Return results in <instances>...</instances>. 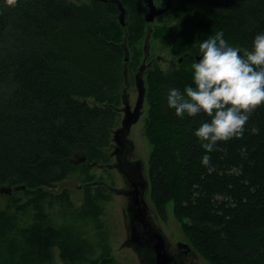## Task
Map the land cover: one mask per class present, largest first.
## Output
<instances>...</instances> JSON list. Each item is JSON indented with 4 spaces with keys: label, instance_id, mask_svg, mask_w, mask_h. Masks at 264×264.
<instances>
[{
    "label": "trees",
    "instance_id": "16d2710c",
    "mask_svg": "<svg viewBox=\"0 0 264 264\" xmlns=\"http://www.w3.org/2000/svg\"><path fill=\"white\" fill-rule=\"evenodd\" d=\"M120 2L124 26L114 3L17 0L7 7L0 0V187L24 186L19 192L26 200L16 209L36 210L23 228L9 212L13 204L0 210V264L50 262L53 246L65 263L83 261L88 252L69 231L47 222L40 203L47 188L80 165L71 163L77 154L101 159L108 143L115 112L88 99L119 100L126 71L123 39H137L144 24L141 0ZM175 16L176 24L153 32L183 60L169 75L149 73L150 202L162 218L173 204L194 251L208 263L264 264V105L251 114L242 138L221 142L211 153L193 134L209 118H180L166 106L171 88L191 86L202 40L222 32L241 53L251 48L264 33V0H180ZM205 154L211 158L207 166ZM12 231L21 242L8 238Z\"/></svg>",
    "mask_w": 264,
    "mask_h": 264
},
{
    "label": "rangeland",
    "instance_id": "374dc122",
    "mask_svg": "<svg viewBox=\"0 0 264 264\" xmlns=\"http://www.w3.org/2000/svg\"><path fill=\"white\" fill-rule=\"evenodd\" d=\"M67 1L77 4L90 3V0ZM179 1L171 0L170 13L158 16L149 23L144 21L142 34L137 39L133 38L132 35L130 40L124 37L123 43L128 51V60L124 62L126 78L123 79L120 87L119 100L107 104L106 102L97 103L92 99H88L90 105H93L92 102H94V105L108 106L115 112L114 122L109 129L108 143L101 147V150L110 151L112 143H115L113 132L118 127H121L123 114L125 115L124 109L126 106L123 104L122 96L126 95L130 112L131 110L133 111L137 100V90L134 83L135 75L137 68L143 61L144 42L146 34L149 32L150 46L145 63L147 64L151 60L153 64L143 74L145 86L144 102L142 103L141 114L138 120L131 125L128 136L134 145L133 158L139 159L142 163V172L146 178L148 189L149 157L153 150V145L146 133L147 124L151 119L149 104L151 76H149V73L150 71L151 73L158 71L162 75H169L172 72L180 70L178 59L182 58L183 60L182 55L174 54L171 48L163 46L153 36V32L161 27H171L178 22L175 13ZM141 2L144 4L143 0ZM164 2L165 0H153L156 8L163 7ZM144 9L143 17L148 12L146 6ZM125 20L127 22L126 17ZM131 32L137 33V31ZM196 55L200 56L199 51ZM126 83L129 86L124 92ZM110 153L102 152V158L99 160V163H106L107 156ZM107 162L113 164L114 158H109ZM91 163L92 161L86 160L83 164L81 163L76 167L75 170L69 171L61 182H56L52 185L53 187L47 188L50 193L40 203L41 208L47 215V222L51 223L54 227L69 231L87 247L88 252L85 254L83 261L65 263L60 259L59 248L53 246L52 259L50 262L44 264H145L140 251L133 247L132 244H127L129 237L128 214L126 211L128 199L127 196L120 193L121 189H127L125 180L116 169L107 168L108 166H104L102 169L95 167V164L91 166ZM63 182H66L67 185H62ZM74 185H81L82 187L77 189L73 187ZM148 189L146 190V202L153 222L164 237L168 249L173 252L176 249L177 243L188 244L191 251L184 259V264H210L194 251L193 245L187 239L182 229V223L178 222L174 216L173 204L168 203L166 205L165 218L160 217L150 202ZM17 192L14 198L8 199L9 196H0V210H5L9 205L13 204V206H10L9 212L14 214L17 227L23 228L34 221L36 210L30 205L24 210L18 211L16 206L23 204L26 198L21 191ZM14 199H19V201L15 202ZM17 232H9L8 238L13 237L21 242V238Z\"/></svg>",
    "mask_w": 264,
    "mask_h": 264
},
{
    "label": "clouds",
    "instance_id": "9594fccd",
    "mask_svg": "<svg viewBox=\"0 0 264 264\" xmlns=\"http://www.w3.org/2000/svg\"><path fill=\"white\" fill-rule=\"evenodd\" d=\"M4 4L15 7L17 0H4ZM223 35L218 32L199 43L200 58L191 65V86L183 91L171 88L166 94V106L177 117L209 118L193 133L205 153L217 151L221 142L242 138L251 114L264 105V33L257 34L243 53ZM210 162L205 154L202 164Z\"/></svg>",
    "mask_w": 264,
    "mask_h": 264
},
{
    "label": "water",
    "instance_id": "95a60500",
    "mask_svg": "<svg viewBox=\"0 0 264 264\" xmlns=\"http://www.w3.org/2000/svg\"><path fill=\"white\" fill-rule=\"evenodd\" d=\"M99 2H111L116 4L118 9L117 20L119 21L121 26L125 24V8L123 7L122 3L119 0H94ZM148 12L145 16L146 22H152L158 15L166 13L171 6V0H166L165 7L162 9L156 8L153 3V0H144ZM150 37V33H147L146 36V44H148V40ZM145 51L147 45L144 46ZM126 56V57H125ZM124 61L128 60V51L125 50ZM199 56L196 55L195 59L198 61ZM182 58L178 59V62H181ZM145 70V66H141L137 74L135 76V88L137 90V100L133 111L130 114H127L126 108L128 107V103L126 100V95L122 96L123 104L125 107V115L122 122V127L114 132V137L117 139L119 136L123 137L125 141L126 135L132 124H134L140 114H141V107L142 103L144 102L145 97V86L143 80V72ZM124 78H126L125 70H124ZM129 86L126 83V91L127 87ZM120 132L122 134L120 135ZM120 138V137H119ZM86 161V156L84 154L76 155L74 159L71 160L73 165H79ZM122 162V161H121ZM139 165L142 164L140 161ZM95 162H92L90 165H94ZM141 166V165H140ZM116 167V165H115ZM118 171L123 173L124 168L116 167ZM138 171H136V178L135 182H129L130 186L134 187L130 192L128 191H120V193L126 194L128 199L127 204V214H128V229H129V237L127 239V244L134 246L138 251H140V255L145 264H180L176 260V253H172L170 249H168L167 244L165 242L164 237L160 233L158 227L154 224L153 219L150 214V210L148 204L146 202V190L147 182L146 178L143 175L142 167H137ZM124 174V173H123ZM67 185L66 182H63L62 185ZM74 188L80 189L81 185H74ZM20 189H24V186L21 187H11V186H1L0 187V196L6 195L10 196L12 193L19 191ZM179 250L183 249L185 253L191 251L188 244L185 243H177L176 245ZM150 261V263H149Z\"/></svg>",
    "mask_w": 264,
    "mask_h": 264
},
{
    "label": "flooded vegetation",
    "instance_id": "af4514ba",
    "mask_svg": "<svg viewBox=\"0 0 264 264\" xmlns=\"http://www.w3.org/2000/svg\"><path fill=\"white\" fill-rule=\"evenodd\" d=\"M143 2H144V0H143ZM103 3H111V2H103ZM144 4H145V2H144ZM165 4H166V0L164 2V6L158 8V9L164 8ZM145 6H146V4H145ZM170 9H171V6H170ZM170 9L168 10V12L170 11ZM168 12H166V13H168ZM166 13H163L161 15H165ZM161 15H158V16H161ZM144 21H145V19H144ZM146 36H147V34H146ZM145 45H147V48H146V51H145V47L143 48V52H144L143 61L140 64V66L137 68V71L141 66H145V70H144V72H145L147 70V68H150L153 64V62L151 60H149V62L147 64L145 63L147 60V57H148L149 46H150L149 40H148V44H146V38H145V42H144V46ZM144 72H143V74H144ZM134 83H135V81H134ZM126 111H127V114L129 115L130 114V107H127ZM126 111L124 110V112H126ZM123 116H124V114H123ZM123 119H124V117H123ZM122 122H123V120L121 121V127H122ZM121 127H118L115 131H117ZM129 133H130V129L128 131V134L126 135L125 141L123 140V137H121V136H119L120 138L118 137L117 139H115V137L113 136V140L115 143L114 144L112 143V147H111L110 151L102 150V152H111L110 155L107 156V161L109 160V158H114L113 164H109L107 161H106V163H99L100 159L92 161V162H95V167H99L102 169L104 168V166H108L107 168L116 169L117 171H118V168H116V167L124 168L123 169L124 174L121 172L120 173H121L123 179L125 180V182L127 184V189H121L120 191L124 190V191H128V192H130L132 189H134V187L130 186L129 182H133V183L135 182L134 180L136 178V171L139 172L137 167H142V164H140L141 165L140 166L139 162H136V161H139V159H135L132 156V152H134V145H133L131 139L128 138ZM121 134H122V132H120V135ZM81 154H83V153H79L77 155H81ZM115 165H116V167H115ZM123 195L127 196L126 194H123ZM127 199H129L128 196H127ZM172 253H176V260L180 264H184V262H183L184 259L189 255V252L185 253V251L183 249L179 250L177 246H176V249Z\"/></svg>",
    "mask_w": 264,
    "mask_h": 264
}]
</instances>
